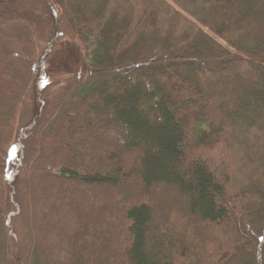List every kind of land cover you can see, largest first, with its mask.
<instances>
[{"label": "trees", "instance_id": "16d2710c", "mask_svg": "<svg viewBox=\"0 0 264 264\" xmlns=\"http://www.w3.org/2000/svg\"><path fill=\"white\" fill-rule=\"evenodd\" d=\"M6 25L24 46L12 60L0 43V135L32 79V39L47 44L59 27L88 56V71L64 75L49 111H37L19 134L9 177L0 158L12 195L33 148L25 162L30 246L46 244L36 214L42 195L68 214L50 222L72 239L67 264H214L204 263L202 241L201 257H188L194 233L216 248L239 225L264 231V0H0V37ZM11 73L19 79L8 80ZM106 124L117 133L102 135ZM228 129L238 135L223 139ZM82 134L101 142L86 145ZM111 149L122 154V171L113 170L120 157ZM256 165L259 180L247 186L246 166ZM136 176L141 190L128 184ZM80 186L116 188L122 208L105 203L98 212L97 201L85 208ZM161 188L185 203L167 212L169 223L147 199ZM7 214L0 206V264L17 241ZM111 218L113 228L99 230ZM216 251L220 264H232L234 253L252 255L247 248ZM255 254L258 260L260 246ZM48 255L46 264H60L52 250Z\"/></svg>", "mask_w": 264, "mask_h": 264}, {"label": "rangeland", "instance_id": "374dc122", "mask_svg": "<svg viewBox=\"0 0 264 264\" xmlns=\"http://www.w3.org/2000/svg\"><path fill=\"white\" fill-rule=\"evenodd\" d=\"M4 27L6 29V33L2 37H0V43L4 46L5 51L9 54L12 60L18 59V56L20 55L23 49L24 41L22 38L18 37L11 31L12 28L10 27V25H6ZM89 48L92 50V47ZM142 50H144V48L140 49L139 51ZM147 51H152V47H148ZM87 58V53L82 50L81 46L75 41H73L71 38L65 36L63 34V30L59 27L55 28L54 33L52 34V37L50 38L47 44L38 42L36 39L31 40L30 59L34 66L33 76L26 92L24 93L21 99V102L17 105L14 110V115L10 122L9 129L7 131H4L3 134L0 135V158L7 162L8 177L10 176V170H12L15 165V147L19 134L22 132L23 129H25L31 124L37 111L39 112V110L41 109L40 113L44 115L49 111L51 100L59 94L60 88L65 84L66 78L64 75L73 74L75 72L88 71L89 66ZM10 64L11 62H9L8 65ZM4 73V71L1 72L0 77H2ZM7 79L13 81L18 80L19 77L11 73L7 75ZM69 102L70 101H68V103ZM110 125H105V127L103 128L104 131H102V135L107 134V132L117 133V131H115L117 129H113V125ZM240 127L241 126H239L238 128ZM232 135L237 136L238 134L236 131L234 132L228 129V132H226L225 137H223V139H230ZM80 139L83 141V143H88L86 145H90L93 142H101L100 138L97 140V138H92L90 137V135L87 134L81 136ZM103 139L104 137H102V140ZM100 145L101 144H99L98 146ZM97 149L98 148L92 151V157H95L97 153H99L97 152ZM32 151L33 148L29 145L27 147L23 170L21 172L22 180L19 182L17 187H14L12 195L9 193L8 189V177L6 175L4 176L0 174V206H4L6 208V210L8 211V218L10 215H12L10 217V222L12 223L8 227V229L17 240L15 244L12 243L11 245L12 256H10V260L6 264H46V260L49 256L48 250H52V254L58 258L59 261H57L55 258L56 262H60V264H67V260H69L70 256L69 249H71L72 239L67 238L63 240V236L60 234L59 230H57V228L55 230L54 228L50 227V222H52V224L54 225H57L58 223L62 222L61 215H64L66 220H68L69 218L68 214L64 213L65 210H61V212L56 211V208H54V199H52V197L47 198V196L42 195V202L40 203L41 205H39L36 210L37 219L42 229V239L47 245L44 244L42 247L39 244L38 247H35L34 245H29L28 236L31 235L30 233L28 235L27 224L31 215L32 208L31 205H29V191L25 174V162L27 158L32 154ZM110 152L119 155L120 157V160L115 163V166L118 167L113 170L115 171L119 168L122 171V168H124L123 163L121 162L123 158L122 154H119L118 150L111 149ZM2 155H4V158L6 155L7 158L4 159ZM123 155L127 156V154ZM247 168L249 169L247 170ZM246 170L247 171L244 178V182L245 185L251 187L254 182L259 180V176L261 175L262 171L261 168L259 169L258 165L248 167L246 166ZM118 177L122 178L119 175ZM121 181V183H123L122 192H125V189L127 188L125 186L126 181L124 179ZM128 184L132 186L131 189H142L139 176H136L134 181L130 180ZM79 189L80 192H82V199L80 201L81 204H84L83 206H85L86 208V203L88 201L91 202L89 206H91L92 203L97 201L95 204L98 205H94L95 209L93 208L92 210H97L98 212L100 211V209L105 208V203H110L117 207V205H119V202L121 203V199L118 196H124L123 193L116 192V188L113 187H110L108 189L107 187H102L101 189L96 188V190H94L95 187H93L90 188L93 189V191H91L88 186H80ZM253 190L254 188L252 187L251 192H253ZM111 192H116L112 196H116L118 198H113L112 200H109V198L112 197L108 196ZM154 193V198L149 197L147 199L148 201H150L149 205H151L152 209H154L157 214L159 213L160 215H167V212H169V214L171 213L172 215L177 211L180 212L184 210V200L181 197H177L175 193L163 190V188L155 189ZM48 194H50V192ZM94 195L98 198L94 197ZM252 195L253 194L250 195L248 193L244 195V197L246 200H250L252 198ZM134 197L135 196H130L128 201L132 200V198L135 199ZM124 201L125 203L128 202H126V200ZM123 203L119 205L120 208H122ZM77 210H79L78 206ZM85 211L87 210L85 209ZM52 212L57 213V216L54 217V215H51ZM170 216L167 215L168 220H166L168 223L170 221L169 219L171 218ZM105 221V224L101 226L102 228L99 227V230L103 231L104 233H106V231L108 232L116 224L115 221L114 224L112 223V218L106 219ZM111 224H113V226H111ZM43 227H47V229H44ZM152 233L153 232H151V234ZM240 233H242L244 236L240 235ZM50 234L52 237L51 240H48V238L46 239V237H48ZM85 239H91V237L88 236L85 237ZM209 239L210 237H205L203 236V234L201 235L200 232L194 233L193 240L189 242V245L192 248L188 247V257L190 258V256H193L195 259L201 257L202 252H200L199 250L203 249V253H206V255L204 254L203 256L204 263L205 261H207L206 258H211L213 261H215L214 264H220V261L223 256L221 255L220 251L216 250H221V252H227L229 249L235 250L237 248H247V250L252 255L246 256L245 254L234 253L235 259L232 264H264V231H256L254 229L251 230L250 227L244 228L243 225H239L236 227V233L231 239L224 240L222 243L220 242V239H213L215 240L214 244L218 243L219 245L216 248H214L215 245H208L207 240ZM200 241H202V245H204V247L198 250L197 246L199 245ZM224 244L227 245L223 247L222 245ZM208 246L211 249H207L206 247ZM258 246H260L261 255L260 257L257 256L258 260H256L255 253L256 248ZM63 255L64 259H62ZM162 256L167 258L166 253H163ZM85 258L89 259L88 257Z\"/></svg>", "mask_w": 264, "mask_h": 264}]
</instances>
